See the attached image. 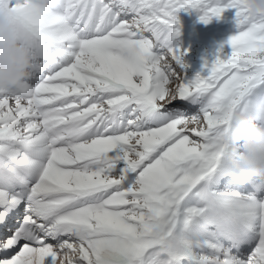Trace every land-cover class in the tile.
Returning <instances> with one entry per match:
<instances>
[{
    "label": "snow or ice",
    "instance_id": "snow-or-ice-1",
    "mask_svg": "<svg viewBox=\"0 0 264 264\" xmlns=\"http://www.w3.org/2000/svg\"><path fill=\"white\" fill-rule=\"evenodd\" d=\"M0 9L32 60L0 87V264L69 249L70 264H264V178L228 186L226 139L235 111L264 120V13L244 0ZM181 9L203 22L234 10L204 74L185 72Z\"/></svg>",
    "mask_w": 264,
    "mask_h": 264
},
{
    "label": "clouds",
    "instance_id": "clouds-1",
    "mask_svg": "<svg viewBox=\"0 0 264 264\" xmlns=\"http://www.w3.org/2000/svg\"><path fill=\"white\" fill-rule=\"evenodd\" d=\"M244 6L251 14L264 13V0H244ZM26 39L27 31L22 33L9 12L0 9V87H12L29 76L32 60ZM232 120L226 139L235 151V178H264V120L245 109L235 111ZM77 255L71 249L58 252L53 264H70Z\"/></svg>",
    "mask_w": 264,
    "mask_h": 264
},
{
    "label": "rangeland",
    "instance_id": "rangeland-1",
    "mask_svg": "<svg viewBox=\"0 0 264 264\" xmlns=\"http://www.w3.org/2000/svg\"><path fill=\"white\" fill-rule=\"evenodd\" d=\"M233 13L234 10L232 9H224L219 18L212 17L208 22H203L198 19V15L194 11L185 12L182 9L178 11L177 15L181 23V32L178 39L181 48L187 49L183 59L187 62L188 73L191 72L190 67L192 65L190 62L198 61L201 55L210 60L219 42L226 40L232 30ZM186 25L191 28H186ZM223 50L225 52L230 51V46L225 44ZM205 71L204 69L200 70L201 74H204Z\"/></svg>",
    "mask_w": 264,
    "mask_h": 264
},
{
    "label": "bare ground",
    "instance_id": "bare-ground-1",
    "mask_svg": "<svg viewBox=\"0 0 264 264\" xmlns=\"http://www.w3.org/2000/svg\"><path fill=\"white\" fill-rule=\"evenodd\" d=\"M186 28H191L190 26L186 25ZM182 45V44H181ZM189 45V44H188ZM200 53V52H199ZM203 56L201 55L200 58L198 59V61H192L190 62V64L192 65L190 68H191V72L188 73L187 72V67L185 69V72L187 75H192L193 73L197 72V71H200L202 69V63H203ZM184 60V59H183ZM185 64L187 63L186 61H184ZM203 73V72H202ZM227 175V174H226ZM228 175H231V174H228ZM228 186L230 187H241V188H247L248 190H251L252 189V185L250 182L248 181H245V182H241V181H238L236 178L234 179V177H231V181L230 183L228 184ZM257 195H264V192H257Z\"/></svg>",
    "mask_w": 264,
    "mask_h": 264
}]
</instances>
